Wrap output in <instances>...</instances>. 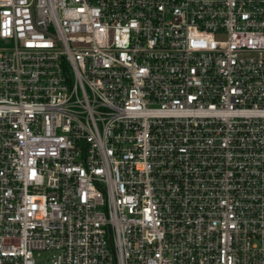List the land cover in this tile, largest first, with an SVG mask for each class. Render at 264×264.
Wrapping results in <instances>:
<instances>
[{"label":"built area","instance_id":"obj_1","mask_svg":"<svg viewBox=\"0 0 264 264\" xmlns=\"http://www.w3.org/2000/svg\"><path fill=\"white\" fill-rule=\"evenodd\" d=\"M43 261L264 264V0H0V264Z\"/></svg>","mask_w":264,"mask_h":264},{"label":"rangeland","instance_id":"obj_2","mask_svg":"<svg viewBox=\"0 0 264 264\" xmlns=\"http://www.w3.org/2000/svg\"><path fill=\"white\" fill-rule=\"evenodd\" d=\"M41 261H42V259H41ZM43 264H48L47 262H45V261H43Z\"/></svg>","mask_w":264,"mask_h":264}]
</instances>
